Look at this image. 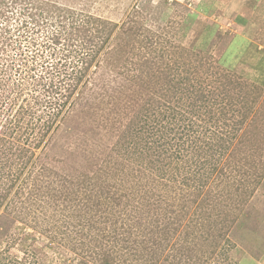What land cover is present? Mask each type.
<instances>
[{"label": "rangeland", "instance_id": "1", "mask_svg": "<svg viewBox=\"0 0 264 264\" xmlns=\"http://www.w3.org/2000/svg\"><path fill=\"white\" fill-rule=\"evenodd\" d=\"M0 111V264H264V0H0Z\"/></svg>", "mask_w": 264, "mask_h": 264}, {"label": "trees", "instance_id": "2", "mask_svg": "<svg viewBox=\"0 0 264 264\" xmlns=\"http://www.w3.org/2000/svg\"><path fill=\"white\" fill-rule=\"evenodd\" d=\"M58 35V34H57ZM59 36V35H58ZM17 39H18V37H17ZM53 43H51V42H48V41H43V43L41 44V46H42V55H44L45 56V60H46V62L48 61V59H49V56H47V54H45V52L46 51H48V48H51V45H52ZM51 56H53V54H51ZM44 60V61H45ZM82 63L84 64V61H82ZM65 64V63H64ZM63 65V64H62ZM55 67H59V66H55ZM60 67H62V66H60ZM70 67V66H69ZM73 69H72V71L70 72L69 71V69H68V64L64 67V69L66 70V69H68L67 71H69V76H70V78H75L76 79V81H75V83H73L72 85H71V91L68 93L67 91V89L65 90V91H63V88L64 87H67V86H63V85H58L57 86V91H55L54 93H55V95H57V96H63V97H66V95H70L71 93H73L74 91H75V89L77 88V86L79 85V83H80V81L83 79V75H80V74H76L75 73V71H73L74 70V67H72ZM88 68H89V66H88ZM34 70V69H33ZM82 70H84L83 68H82ZM81 70V71H82ZM22 72H23V74L24 75H27V76H29L31 79H35V76H36V73L34 72V71H32L31 69H29L28 68V70L26 69V70H23L22 69ZM59 75H60V72L58 73ZM73 75V76H72ZM28 78V77H27ZM29 79V78H28ZM62 79H64V78H62ZM65 103H66V101H62L61 103H59V104H56L55 103V106L56 105H58V106H56V107H58V110H56V109H54V112H49L48 110H47V114L48 115H52V116H55V115H57V114H59L60 112H61V110H59V108H62V106H64L65 105ZM51 106V105H50ZM54 106H52V108H53ZM57 111V112H56ZM1 112H3V111H0V114H1ZM34 113L35 112H33V115H34ZM33 115H31V119H33ZM43 119V117L42 116H39L38 117V121H40V120H42ZM49 120V119H48ZM48 120H44V123H42V125H40V126H42V127H45V126H48V125H46V124H49L50 123V121H48ZM52 127V125L51 126H48V128H51ZM1 137L2 136H0V139H1ZM210 147H213L212 146V144H210ZM208 149H210V148H208ZM12 151H13V146H10V147H8L7 148V150L5 149V145L3 144L2 145V147L0 148V158L2 159V157L4 156V152L5 153H7V157H5V166L7 165H9L11 168H14V167H16L15 166V164H16V160H22L23 158H25V156H27L28 155V153H30L31 152V150H30V148H28V147H23V148H21V150H20V152L19 153H14L15 155H16V158H14V159H12V157L11 156H8L9 154H12ZM32 153H34V152H32ZM209 153V152H208ZM13 154V155H14ZM207 154V153H206ZM14 155V156H15ZM1 166H3V165H1L0 164V167ZM11 170V169H10ZM21 171V170H20ZM12 171H10V173H11ZM89 241H92L91 240V238H90V240ZM82 246H86V243L85 242H83L82 243Z\"/></svg>", "mask_w": 264, "mask_h": 264}]
</instances>
